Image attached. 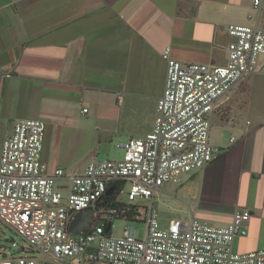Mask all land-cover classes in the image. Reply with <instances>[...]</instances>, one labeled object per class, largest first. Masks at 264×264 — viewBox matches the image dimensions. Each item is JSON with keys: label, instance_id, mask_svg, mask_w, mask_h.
<instances>
[{"label": "crops", "instance_id": "obj_1", "mask_svg": "<svg viewBox=\"0 0 264 264\" xmlns=\"http://www.w3.org/2000/svg\"><path fill=\"white\" fill-rule=\"evenodd\" d=\"M230 23L264 27V0L260 8L252 0H0V70L11 73L0 78V152L16 120L40 118L50 125L41 150L48 171L81 173L94 150L82 167L69 166L72 131H87L102 113L127 138L146 134L164 87L165 47L182 62L225 64ZM219 124L228 138L212 143L222 152L155 194L160 224L194 216L224 226L248 209L247 233L232 250L264 248V111Z\"/></svg>", "mask_w": 264, "mask_h": 264}, {"label": "built area", "instance_id": "obj_2", "mask_svg": "<svg viewBox=\"0 0 264 264\" xmlns=\"http://www.w3.org/2000/svg\"><path fill=\"white\" fill-rule=\"evenodd\" d=\"M262 2L252 0L255 8ZM226 30L231 40L225 64L182 62L165 47V82L152 128L120 141V159H93L77 174L62 167L48 171L41 160L46 122H14L0 152V222L34 254L1 255L0 264H264V248L232 250L234 238L247 233L248 209H235L224 226L194 216L162 225L154 204L165 183L203 169L222 152L210 141L215 112L264 58V27L230 23ZM10 76L0 70V78ZM85 209L93 211L88 231L69 233L71 220ZM114 218L143 222V238L128 228L121 236L111 234Z\"/></svg>", "mask_w": 264, "mask_h": 264}, {"label": "rangeland", "instance_id": "obj_3", "mask_svg": "<svg viewBox=\"0 0 264 264\" xmlns=\"http://www.w3.org/2000/svg\"><path fill=\"white\" fill-rule=\"evenodd\" d=\"M261 111H264V67L257 70L255 73L247 75L236 87L229 99L220 105L217 115L212 119L210 132L211 143L214 137H220L222 140L228 138V132L220 128L219 122H234L238 120L242 114L243 118H252V116ZM103 117L109 118L111 115L102 113L93 114L91 115V124L87 131L84 129L72 131L75 136H73L68 146L73 157L68 163L69 166L71 165L77 168L82 167L86 160L89 159L91 149L94 150V159L122 158L123 150L118 147L117 144L119 141L128 139L129 133L128 131H124L121 126L118 130L115 129L116 126L109 121H104ZM143 118L144 115L140 116L138 119L142 120ZM48 128H50V125L47 123L46 131ZM81 137L82 140H80ZM167 183H172V181ZM125 190H127V187H125ZM121 199L124 203L127 202L125 193L121 196ZM154 204L158 211L159 207L158 203L156 204V200ZM163 217L166 218L167 214L163 213ZM127 228L136 237L143 238L146 227L141 221L114 218L112 220L111 234L114 236H121L123 230ZM22 248H24V251ZM25 254L33 255L34 253L27 247V242L20 235L0 222V256L18 257Z\"/></svg>", "mask_w": 264, "mask_h": 264}, {"label": "water", "instance_id": "obj_4", "mask_svg": "<svg viewBox=\"0 0 264 264\" xmlns=\"http://www.w3.org/2000/svg\"><path fill=\"white\" fill-rule=\"evenodd\" d=\"M113 189H114V186H110L107 188V190L105 191V195H104L105 200L112 193ZM92 214H93L92 209H85L81 212H78L70 222L69 233L76 235L80 232L88 231L90 227L89 221H90ZM108 229H109V224L106 226V231Z\"/></svg>", "mask_w": 264, "mask_h": 264}, {"label": "trees", "instance_id": "obj_5", "mask_svg": "<svg viewBox=\"0 0 264 264\" xmlns=\"http://www.w3.org/2000/svg\"><path fill=\"white\" fill-rule=\"evenodd\" d=\"M113 199V198H112ZM111 200V197L108 198V201Z\"/></svg>", "mask_w": 264, "mask_h": 264}]
</instances>
